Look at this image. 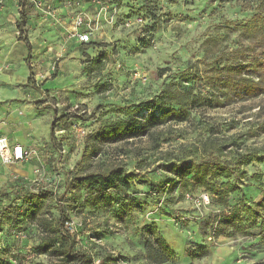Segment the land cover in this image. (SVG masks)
Returning a JSON list of instances; mask_svg holds the SVG:
<instances>
[{
  "label": "rangeland",
  "instance_id": "obj_1",
  "mask_svg": "<svg viewBox=\"0 0 264 264\" xmlns=\"http://www.w3.org/2000/svg\"><path fill=\"white\" fill-rule=\"evenodd\" d=\"M261 3L107 0L113 21L103 37L63 51L58 29L43 23L36 39L51 59L30 61L36 86L0 81V109L11 107L15 91L25 94L23 105H41L35 126L23 105L7 124L37 153L18 165L28 173L0 174V264H74L57 239L60 203L75 249L91 264H156V253L168 256L164 264H264V160L243 162L248 153L264 156V85L256 95L229 89L224 104L211 101L226 91L214 50L235 49L239 30L229 22L247 21ZM165 93L151 130L104 134L130 115L147 118L146 106ZM183 103L179 120L173 110ZM206 158L230 175L201 182L191 167ZM110 168L122 169L129 186L103 193L77 184ZM205 191L209 208L187 197Z\"/></svg>",
  "mask_w": 264,
  "mask_h": 264
},
{
  "label": "trees",
  "instance_id": "obj_2",
  "mask_svg": "<svg viewBox=\"0 0 264 264\" xmlns=\"http://www.w3.org/2000/svg\"><path fill=\"white\" fill-rule=\"evenodd\" d=\"M226 2L229 0H221ZM21 6V22L18 25L21 31L22 40L27 43L29 54L27 57V65L30 66L31 74L29 78V83H33L35 86L34 75L32 73L31 67V45L25 36L24 27L27 23L31 3L29 0H20ZM260 11L255 13L250 19L243 23H234L239 30L237 36L238 46L232 50L215 49L214 58V71L215 75L219 77L218 82L223 84L226 88L224 92L223 99L219 96H215V104L217 106L224 104L225 98L230 96L229 89H237L243 91L245 95H256L260 92L262 86L264 85V0H262ZM217 40L213 39V45H217ZM257 74V75H254ZM256 76V77H255ZM198 96V95H197ZM195 94L189 96L188 102L192 101L194 98H198ZM166 97H170L168 93L163 95V97L153 99L146 107L150 109V113L147 118L139 119L135 118L133 115L129 116V119L118 120L104 129L103 132L106 135H118L121 136H131L134 130L141 127L144 132H148L154 126L162 121L161 117L154 114L153 109L159 105L165 104L167 100ZM222 100V101H221ZM180 103V102H179ZM184 103L180 104L178 109L173 110L177 113V118L181 120L183 118L182 109L184 108ZM51 135H54V128L51 127ZM102 133V132H101ZM103 134V133H102ZM217 160L215 158L202 159L201 162L194 164L191 168L195 172V176H201L200 181H205L210 177H220L229 176V167L222 165L221 163L214 162ZM264 160L263 155H257L254 153H248L243 157V162L252 161H262ZM228 165V164H227ZM122 169L110 168L101 172H89L76 178L77 184L82 187L87 188L90 191H98L106 193L110 189H120L128 185L126 179L127 175H124ZM203 180V181H202ZM204 184V183H203ZM235 187L231 186L229 190H234ZM61 198V197H60ZM212 200V199H211ZM59 214L60 217L56 225L57 239L61 242V246L64 249L65 257L69 262L74 264H91L92 258L89 254L75 249L74 242L70 238L69 231L66 229L65 224L68 221L67 209L63 204H59ZM5 216V215H3ZM2 217L0 216V227L2 225ZM232 222L233 220H238L234 217H225ZM240 223V222H239ZM154 248L153 245L148 244L147 248ZM45 248H49L46 245ZM168 253L172 254L171 251ZM156 264H164L168 262V256L163 253H156Z\"/></svg>",
  "mask_w": 264,
  "mask_h": 264
},
{
  "label": "crops",
  "instance_id": "obj_3",
  "mask_svg": "<svg viewBox=\"0 0 264 264\" xmlns=\"http://www.w3.org/2000/svg\"><path fill=\"white\" fill-rule=\"evenodd\" d=\"M53 5L57 9L58 21H54L51 18H47L41 11L31 5L27 23L24 27L25 36L27 37L31 45V63L51 59V53H48L47 49H44L43 45L36 39V35L41 33V25L43 23H50L52 27L57 28L59 35H56L59 38L60 45L57 50H67L73 47V45H85L87 46L90 43L96 42V38H102L105 34V29L109 27V22H106L104 19H101L102 27L95 33V36L92 38L91 42H82L79 37L76 35V32H82V29H77L74 25V17L81 10L85 11L89 15L95 16L100 4L97 0H51ZM106 2L107 0H101ZM71 2H75L72 4ZM71 3V4H69ZM21 22V6L20 0H5L3 8L0 9V71L3 69H8V76L0 75V81L5 80L9 84L15 83H25L29 82L31 71H28V65L26 63L29 50L27 43L17 37V31H19L18 25ZM102 31V33H101ZM101 33V34H100ZM28 34V35H27ZM47 50V51H46ZM50 50V49H49ZM52 52V51H51ZM32 65V64H31ZM34 65V64H33ZM3 74V73H2ZM35 81V78H34ZM33 84V83H32ZM5 86V85H4ZM34 86V85H33ZM36 86V84H35ZM1 87V85H0ZM5 90V88H4ZM11 95L15 100L12 101L11 107L9 104H6L7 107H2L0 109V136H5L12 145H21L24 148L35 147V143L31 138L27 139L23 136H19L12 132L10 126H8L13 119L18 118L15 112V109H19L22 104L25 94L23 91H15ZM41 105H38L36 102L25 106L23 109H27L30 113L31 120L35 124L37 121L41 120V117L35 115V112H38ZM8 108L13 112L12 116L8 113ZM7 119V122L5 120ZM23 117L19 118L18 121L22 120ZM8 124V125H7ZM33 128V127H32ZM13 133V134H12ZM17 165H1L0 164V174L2 177L8 176V174L15 169L21 170L23 173H28L30 168L25 166L19 168ZM0 175V176H1Z\"/></svg>",
  "mask_w": 264,
  "mask_h": 264
},
{
  "label": "built area",
  "instance_id": "obj_4",
  "mask_svg": "<svg viewBox=\"0 0 264 264\" xmlns=\"http://www.w3.org/2000/svg\"><path fill=\"white\" fill-rule=\"evenodd\" d=\"M31 5L41 11L47 18H51L54 21H58L57 9L53 5L51 0H29ZM100 4L95 16L89 15L85 11H79L74 17V25L77 29H82V32H76L82 42H91L95 33L102 27L101 19L111 23L113 19L107 16L108 6L104 5V1L97 0ZM5 0H0V9L3 8ZM74 4L75 2H71ZM69 3V4H71ZM113 11H115L114 7ZM18 35H21V31H17ZM36 150L32 148H24L21 145H12L5 136H0V164L1 165H17L19 163L27 162L36 155ZM37 174H40V169L36 170ZM19 175H15V178ZM187 197L193 201L197 207L209 208L211 204V197L208 192H202L196 197L187 194ZM1 233V232H0ZM21 237H25V233L21 232ZM1 248V244H0Z\"/></svg>",
  "mask_w": 264,
  "mask_h": 264
}]
</instances>
